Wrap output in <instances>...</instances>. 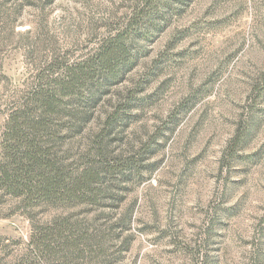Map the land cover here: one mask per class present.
Here are the masks:
<instances>
[{
  "label": "rangeland",
  "instance_id": "374dc122",
  "mask_svg": "<svg viewBox=\"0 0 264 264\" xmlns=\"http://www.w3.org/2000/svg\"><path fill=\"white\" fill-rule=\"evenodd\" d=\"M140 1L0 0V143L9 105L50 57L77 61ZM166 15L133 40L143 57L98 92L81 131L68 116L81 104L63 102L37 139L70 178L137 153L142 170L104 178L113 200L92 204L0 190V264H264V0H166L151 17ZM38 167L43 182L50 171ZM64 218L93 222L105 246L82 261L39 254L31 234Z\"/></svg>",
  "mask_w": 264,
  "mask_h": 264
},
{
  "label": "trees",
  "instance_id": "16d2710c",
  "mask_svg": "<svg viewBox=\"0 0 264 264\" xmlns=\"http://www.w3.org/2000/svg\"><path fill=\"white\" fill-rule=\"evenodd\" d=\"M163 1L166 2L142 0L134 4L125 22L100 39L95 49L88 51L77 61L68 63L61 55L50 57L30 91L9 105L0 143L1 191L18 198L29 194L30 200L34 198L45 203L63 202L65 199L92 204L98 202L99 196L105 200H113L114 196L108 189H102L104 178L127 181L135 171L142 170L139 164L143 156L137 153L102 168L91 164L76 177L70 178L61 170L59 173L54 162L47 161L49 154L39 147L37 139L41 129L50 128L49 122L58 116L60 103L63 102L69 106L75 103L77 107L81 104L82 109L74 110L68 115L78 122V130L81 131L82 126L91 119L88 110L96 108L98 92L102 93L113 82L120 81L139 64L144 53L141 48L134 47L133 40H147L152 32L160 29L161 23L163 25L167 21L168 15L161 20L151 17L162 6ZM157 21L162 22L158 24ZM119 113V109H115L107 124H114L120 119ZM239 132L240 130L236 132L227 146L230 155L240 141ZM41 165L50 171L46 178L44 174L41 175L43 182L31 177L32 170ZM109 184L110 182L107 186ZM24 188H29L27 194L23 192ZM88 224L86 227L75 226L64 218L57 224L34 231L30 236V245L45 257L52 253V256L60 255L66 261L67 254H75L76 260L82 261L85 259V251L95 253L92 245L99 250L105 246L96 237L97 226L93 222Z\"/></svg>",
  "mask_w": 264,
  "mask_h": 264
}]
</instances>
